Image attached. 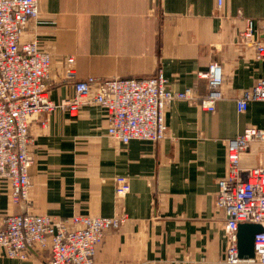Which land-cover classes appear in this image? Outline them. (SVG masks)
I'll use <instances>...</instances> for the list:
<instances>
[{"label": "crops", "instance_id": "obj_1", "mask_svg": "<svg viewBox=\"0 0 264 264\" xmlns=\"http://www.w3.org/2000/svg\"><path fill=\"white\" fill-rule=\"evenodd\" d=\"M38 18L23 41L35 38L52 58L46 82L49 99L73 96L65 82L67 58L77 80L144 79L161 72L168 89L207 93L197 74L211 64L222 68L224 100L214 114L186 102L165 112L167 138L127 145L107 137L105 112L84 108L71 118L63 110L32 122L33 165L28 202L11 204L0 182V218L30 212L55 220L72 216L112 218L125 213L118 230L106 232L94 264H226L225 218L214 207L218 181L225 177L226 142L245 128L264 129V103L236 110L240 94L264 79V62L238 45L244 21L255 29L264 18V0H37ZM44 124V125H43ZM240 166H264V145L252 144ZM124 177L129 191L115 194ZM47 254L28 261L45 264Z\"/></svg>", "mask_w": 264, "mask_h": 264}, {"label": "built area", "instance_id": "obj_2", "mask_svg": "<svg viewBox=\"0 0 264 264\" xmlns=\"http://www.w3.org/2000/svg\"><path fill=\"white\" fill-rule=\"evenodd\" d=\"M221 7L222 0H217V10ZM37 18V0H0V182L8 187L13 205L28 202L29 170L33 165L29 127L43 115L63 110L75 118L84 108L99 107L105 112L109 139L122 145L131 141L157 143L167 138L164 115L173 102H186L214 114L218 103L224 100L223 72L218 64L197 74L207 85V93L200 100L192 88L170 91L161 72L144 79L80 81L76 78L74 59L69 57L64 79L73 82L74 93L72 98L54 104L46 84L52 58L35 38L23 41L25 30ZM238 45L252 48L255 60L264 62V18L257 29L252 21H244ZM253 102L264 103V79L240 94L237 112L244 113ZM252 144L264 145V129L247 127L226 142V174L218 181L214 196V207L225 218L226 264H264V166H240L241 156ZM114 188L117 197L125 196L128 180L115 178ZM126 220L125 213L112 218L72 216L65 220L30 212L3 216L0 250L7 259L22 262L35 252L48 255L45 264H94L96 249L105 233L118 230ZM241 224L262 228L254 237L251 260L238 258L237 231Z\"/></svg>", "mask_w": 264, "mask_h": 264}, {"label": "water", "instance_id": "obj_3", "mask_svg": "<svg viewBox=\"0 0 264 264\" xmlns=\"http://www.w3.org/2000/svg\"><path fill=\"white\" fill-rule=\"evenodd\" d=\"M262 232V228L256 224H241L237 231V251L240 260L254 258V237Z\"/></svg>", "mask_w": 264, "mask_h": 264}]
</instances>
